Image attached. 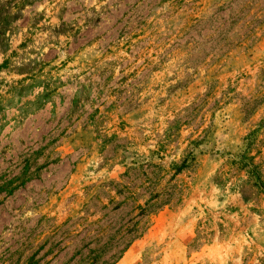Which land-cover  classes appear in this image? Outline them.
<instances>
[{"label":"rangeland","instance_id":"rangeland-1","mask_svg":"<svg viewBox=\"0 0 264 264\" xmlns=\"http://www.w3.org/2000/svg\"><path fill=\"white\" fill-rule=\"evenodd\" d=\"M0 264H264V0H0Z\"/></svg>","mask_w":264,"mask_h":264},{"label":"trees","instance_id":"trees-1","mask_svg":"<svg viewBox=\"0 0 264 264\" xmlns=\"http://www.w3.org/2000/svg\"><path fill=\"white\" fill-rule=\"evenodd\" d=\"M31 178L32 175H30L29 172L25 171L20 176L13 177L11 179H4L3 183L0 184V192L12 194L20 186L25 185L28 180H31Z\"/></svg>","mask_w":264,"mask_h":264}]
</instances>
